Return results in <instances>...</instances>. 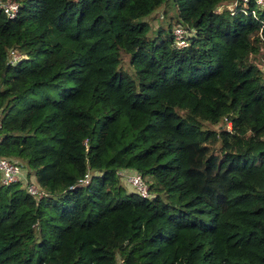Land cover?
<instances>
[{
	"label": "trees",
	"instance_id": "1",
	"mask_svg": "<svg viewBox=\"0 0 264 264\" xmlns=\"http://www.w3.org/2000/svg\"><path fill=\"white\" fill-rule=\"evenodd\" d=\"M16 1L0 155L44 194L0 182V264H264V0Z\"/></svg>",
	"mask_w": 264,
	"mask_h": 264
},
{
	"label": "built area",
	"instance_id": "2",
	"mask_svg": "<svg viewBox=\"0 0 264 264\" xmlns=\"http://www.w3.org/2000/svg\"><path fill=\"white\" fill-rule=\"evenodd\" d=\"M237 1H239L244 6L248 0H231L227 2L225 7L229 10V12L233 11ZM254 2L256 4H261L263 0H254ZM0 6L7 17H13L18 7L16 0H0ZM216 10L219 9L216 7ZM243 12H249L251 15H254L255 10L253 8H244ZM171 33L178 45L186 44V40L183 37V34L185 35L186 33L180 25H174L172 27ZM19 56L20 54L17 52V50H10V61L17 59ZM115 172L119 179H122L125 184L131 186L132 190L136 191L139 195H150L148 185L139 171L129 168H117ZM89 173V171L85 172L83 178H81V181L86 182L89 178ZM13 181H20L23 184L26 192L33 198H39L44 194L43 189L40 188V186L37 185V183L32 178H29L26 175V172L20 164L0 155V182L8 184Z\"/></svg>",
	"mask_w": 264,
	"mask_h": 264
},
{
	"label": "rangeland",
	"instance_id": "3",
	"mask_svg": "<svg viewBox=\"0 0 264 264\" xmlns=\"http://www.w3.org/2000/svg\"><path fill=\"white\" fill-rule=\"evenodd\" d=\"M162 5L164 7V9L162 10L163 17L158 18V20H159V23L161 25H163L165 29H167L166 22L169 19V16H171V19H169L171 21V24L174 23V21H175V18H176V16H175L176 15V9H175V7H174V5L172 3V0H164L163 3H162ZM222 6H225V4H220V5L217 6V8L220 9ZM147 18H148V21L151 24H153L154 26L156 25L155 22L157 21V19H156L155 15H148ZM119 66L122 69H124V70H126V71H128L130 73L133 72V66L129 65L128 62H127V59L124 58V57L121 58L120 63H119ZM262 69L264 71V64L262 65ZM21 166L24 167V165H21ZM27 176L29 178H32L33 179V173L32 172H30ZM120 181H121V183L124 184L125 189L127 191L132 190L131 186H129L128 184H125L122 181V179H120Z\"/></svg>",
	"mask_w": 264,
	"mask_h": 264
}]
</instances>
